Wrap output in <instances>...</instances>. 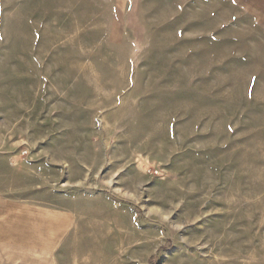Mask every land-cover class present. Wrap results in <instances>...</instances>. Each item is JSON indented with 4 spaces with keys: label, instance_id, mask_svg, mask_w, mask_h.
<instances>
[{
    "label": "rangeland",
    "instance_id": "1",
    "mask_svg": "<svg viewBox=\"0 0 264 264\" xmlns=\"http://www.w3.org/2000/svg\"><path fill=\"white\" fill-rule=\"evenodd\" d=\"M0 264H264V0H0Z\"/></svg>",
    "mask_w": 264,
    "mask_h": 264
},
{
    "label": "crops",
    "instance_id": "2",
    "mask_svg": "<svg viewBox=\"0 0 264 264\" xmlns=\"http://www.w3.org/2000/svg\"><path fill=\"white\" fill-rule=\"evenodd\" d=\"M2 131H3V130H1L0 133H1ZM3 134H4V131H3L2 135H3Z\"/></svg>",
    "mask_w": 264,
    "mask_h": 264
}]
</instances>
